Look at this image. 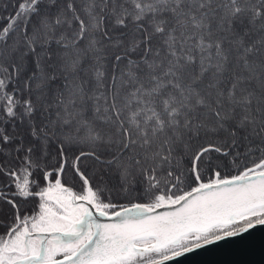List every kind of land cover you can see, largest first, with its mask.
Here are the masks:
<instances>
[{"label":"snow or ice","instance_id":"snow-or-ice-1","mask_svg":"<svg viewBox=\"0 0 264 264\" xmlns=\"http://www.w3.org/2000/svg\"><path fill=\"white\" fill-rule=\"evenodd\" d=\"M4 60L0 154L21 163L0 164V264H179L264 226V0H24L0 29Z\"/></svg>","mask_w":264,"mask_h":264},{"label":"trees","instance_id":"trees-1","mask_svg":"<svg viewBox=\"0 0 264 264\" xmlns=\"http://www.w3.org/2000/svg\"><path fill=\"white\" fill-rule=\"evenodd\" d=\"M24 0H0V29L5 27L8 23V18L15 14V12L18 10L19 4L23 3ZM77 10L79 11L83 7V0H74ZM255 2V0H254ZM60 7L66 9L67 0H59ZM81 17H84L83 12L81 11ZM69 16H71V13H68ZM35 22V17H33L32 21L29 22L28 27L29 30H31L32 23ZM23 27V23H19L16 26V31L12 32L8 37V44H12L14 41H21L22 35L20 32V28ZM69 34H71V30H69ZM0 63H3L6 67L9 69V73L11 72V66L10 62L7 60L0 61ZM90 75V74H89ZM82 79H88L89 76H86L85 74L81 73ZM9 91H11V86L9 88ZM8 130H12V126H8ZM55 149L52 150L51 155H49L46 159L40 160V167L39 169H35L32 171V176L30 177L31 181H38L40 186L44 185V182L41 180V173L43 170H52L56 164L57 159ZM69 158V167L66 170V173L64 175V182L66 185L71 186L74 191L79 192L81 190V184L78 179H74L73 173L71 170V159H72V152L69 151L68 153ZM20 160L16 158V154L13 152L11 156L0 154V164H4L7 166L12 167H20ZM80 168L82 171H84L86 174L90 176L92 179V182L94 185L103 186L105 183L108 182L109 177L106 175H103V165L97 163L95 160L91 158H85L81 164ZM237 169L229 167L224 170L225 175H232L235 174ZM103 177V178H102ZM7 183V179L3 176H0V188H3L4 185ZM185 188L187 189V185H185ZM33 191H38L39 188L33 187ZM107 195V193H105ZM112 199L114 202L117 203H123L125 205L133 202L132 198L129 197L127 199L117 195L113 194ZM18 203L21 204L22 211H24L26 214H35L38 212V198H30L26 201H18ZM11 215L10 206L5 203L4 201H0V218H8ZM3 231V228L0 227V232Z\"/></svg>","mask_w":264,"mask_h":264},{"label":"water","instance_id":"water-1","mask_svg":"<svg viewBox=\"0 0 264 264\" xmlns=\"http://www.w3.org/2000/svg\"><path fill=\"white\" fill-rule=\"evenodd\" d=\"M97 220L110 222L105 217ZM179 264H264V226L188 253Z\"/></svg>","mask_w":264,"mask_h":264}]
</instances>
